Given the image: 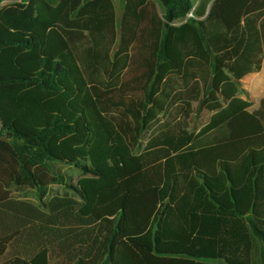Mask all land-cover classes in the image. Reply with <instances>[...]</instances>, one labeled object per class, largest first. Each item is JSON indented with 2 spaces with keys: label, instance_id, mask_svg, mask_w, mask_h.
Listing matches in <instances>:
<instances>
[{
  "label": "trees",
  "instance_id": "trees-1",
  "mask_svg": "<svg viewBox=\"0 0 264 264\" xmlns=\"http://www.w3.org/2000/svg\"><path fill=\"white\" fill-rule=\"evenodd\" d=\"M157 2L0 0V264H264V0Z\"/></svg>",
  "mask_w": 264,
  "mask_h": 264
},
{
  "label": "rangeland",
  "instance_id": "rangeland-1",
  "mask_svg": "<svg viewBox=\"0 0 264 264\" xmlns=\"http://www.w3.org/2000/svg\"><path fill=\"white\" fill-rule=\"evenodd\" d=\"M113 1H114L115 6H116L118 18L120 19L121 13L123 11V0H113ZM152 1H154L157 4L160 13H162L163 12L162 7L159 5L157 0H152ZM200 1L201 0H193V2L195 4V8L199 5ZM256 78L257 79L252 81V82H250V81L248 82L246 80V78L242 79V81H241L242 88L248 92L249 98L253 102V106L250 108V111L257 110L260 107L261 100L264 98V90H260L264 87V72L262 75H260L259 77H256ZM258 90H260V91H258ZM240 96L245 98V99L247 98V95L243 92L240 93ZM211 115H212L211 112H208L206 110H200L198 107V104H195L194 105V112L191 115V118L189 120L190 131L191 132L199 131L203 127V125H205L209 121ZM168 118L170 119L171 116L161 117L160 123L165 122L166 120H168ZM145 144H146V141H144V145ZM54 169L57 171L59 170L62 173H64L67 176V178H69L67 180L68 182H71V181L75 182L78 178V175H79V172L74 170L73 168H70L67 166H61L59 164L54 165ZM50 189H51V195H63L65 193V189L61 185H52L50 187ZM12 195L16 196V197L26 198V199L36 203L35 193L31 189H26L23 191H16L13 189ZM255 262H256V264H262L260 261V254L259 253H257L255 256Z\"/></svg>",
  "mask_w": 264,
  "mask_h": 264
},
{
  "label": "crops",
  "instance_id": "crops-1",
  "mask_svg": "<svg viewBox=\"0 0 264 264\" xmlns=\"http://www.w3.org/2000/svg\"><path fill=\"white\" fill-rule=\"evenodd\" d=\"M264 72V58H263V67H262V70L260 72H257V73H251V74H248L247 76H245L244 78H246V80L249 82H252L254 80H256L257 78L256 77H259L260 75H262ZM256 90V89H255ZM260 90H264V87ZM258 90V91H260Z\"/></svg>",
  "mask_w": 264,
  "mask_h": 264
},
{
  "label": "water",
  "instance_id": "water-1",
  "mask_svg": "<svg viewBox=\"0 0 264 264\" xmlns=\"http://www.w3.org/2000/svg\"><path fill=\"white\" fill-rule=\"evenodd\" d=\"M169 26V24H167V27Z\"/></svg>",
  "mask_w": 264,
  "mask_h": 264
}]
</instances>
